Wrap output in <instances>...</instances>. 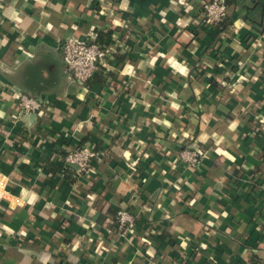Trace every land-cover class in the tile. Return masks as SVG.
<instances>
[{
	"label": "crops",
	"instance_id": "obj_1",
	"mask_svg": "<svg viewBox=\"0 0 264 264\" xmlns=\"http://www.w3.org/2000/svg\"><path fill=\"white\" fill-rule=\"evenodd\" d=\"M206 1L0 0V264H264V0ZM100 31L127 49L80 84L61 44Z\"/></svg>",
	"mask_w": 264,
	"mask_h": 264
},
{
	"label": "built area",
	"instance_id": "obj_2",
	"mask_svg": "<svg viewBox=\"0 0 264 264\" xmlns=\"http://www.w3.org/2000/svg\"><path fill=\"white\" fill-rule=\"evenodd\" d=\"M229 0H208L202 5V23L207 26H217L227 15ZM96 33L87 35L86 38H78L71 35L64 39L61 49L65 61L72 76L78 83L83 84L98 70L110 68V63L115 59L119 51H125L127 46L120 35L109 36L103 44L96 41ZM19 105V114L36 115L42 113L48 101L35 98L25 92L14 91L12 93ZM204 152L200 148H186L181 152L184 165L189 168L197 167L203 158ZM97 157L94 144L88 143L68 150L66 160L76 164L78 176L89 173L93 159ZM117 230L121 234L134 231L136 215L128 208H120L115 219ZM251 264V263H244Z\"/></svg>",
	"mask_w": 264,
	"mask_h": 264
},
{
	"label": "trees",
	"instance_id": "obj_3",
	"mask_svg": "<svg viewBox=\"0 0 264 264\" xmlns=\"http://www.w3.org/2000/svg\"><path fill=\"white\" fill-rule=\"evenodd\" d=\"M218 25L220 26V23ZM108 36H109V32H107V33H102L101 31L100 32H97L96 33V41L99 42V43H101V44H103L104 40L106 38H109Z\"/></svg>",
	"mask_w": 264,
	"mask_h": 264
},
{
	"label": "water",
	"instance_id": "obj_4",
	"mask_svg": "<svg viewBox=\"0 0 264 264\" xmlns=\"http://www.w3.org/2000/svg\"><path fill=\"white\" fill-rule=\"evenodd\" d=\"M72 165H74L75 167H76V164H73V163H71Z\"/></svg>",
	"mask_w": 264,
	"mask_h": 264
}]
</instances>
